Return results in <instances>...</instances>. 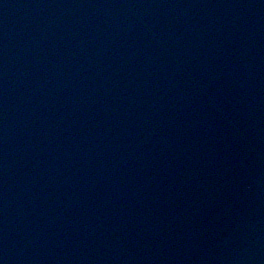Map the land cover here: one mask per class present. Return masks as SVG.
Listing matches in <instances>:
<instances>
[{"label":"water","instance_id":"water-1","mask_svg":"<svg viewBox=\"0 0 264 264\" xmlns=\"http://www.w3.org/2000/svg\"><path fill=\"white\" fill-rule=\"evenodd\" d=\"M0 264H264V0H0Z\"/></svg>","mask_w":264,"mask_h":264}]
</instances>
